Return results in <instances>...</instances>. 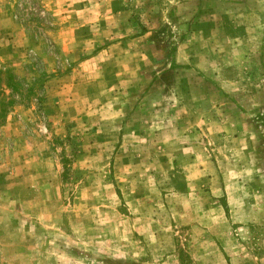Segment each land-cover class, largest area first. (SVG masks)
<instances>
[{"label":"rangeland","instance_id":"rangeland-1","mask_svg":"<svg viewBox=\"0 0 264 264\" xmlns=\"http://www.w3.org/2000/svg\"><path fill=\"white\" fill-rule=\"evenodd\" d=\"M2 11L0 264H264V0Z\"/></svg>","mask_w":264,"mask_h":264},{"label":"crops","instance_id":"crops-1","mask_svg":"<svg viewBox=\"0 0 264 264\" xmlns=\"http://www.w3.org/2000/svg\"><path fill=\"white\" fill-rule=\"evenodd\" d=\"M43 1L45 2V1H49V0H43ZM53 1H55L57 3V5H58L63 0H53ZM73 2H75V1H73ZM3 17H7V19L10 20V15H8V13H6V12H5V15H4V12L2 11V12H0V18H3Z\"/></svg>","mask_w":264,"mask_h":264}]
</instances>
